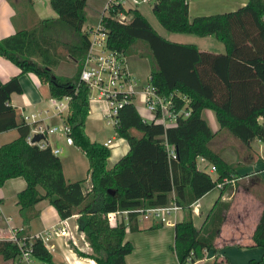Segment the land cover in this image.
<instances>
[{"label": "trees", "instance_id": "trees-1", "mask_svg": "<svg viewBox=\"0 0 264 264\" xmlns=\"http://www.w3.org/2000/svg\"><path fill=\"white\" fill-rule=\"evenodd\" d=\"M87 2L50 0L56 17L0 39V56L23 74L36 75L49 87L51 98L72 97L67 123L75 146L88 159L92 187L85 193L84 181H67L62 161L51 147L41 149L27 142L30 127L18 119L11 103L13 94L23 92L19 76L5 83L0 80V133L14 129L19 133L16 140L0 146V187L15 178L26 181V188L18 194L26 227L35 218L36 204L43 200L50 202L61 221L78 215L79 230L93 252L78 254L91 257L96 264H127L126 257L134 251L126 240L127 230H141L137 214L111 226L109 213L176 204L184 212L183 220L174 225L177 264H194L206 252H213V264H218L215 241L231 208L222 195L233 184L221 187L222 194L201 229L195 227L191 206L225 180L238 179V166L228 164L212 148L217 134L202 113L212 110L221 130L245 144L255 139L264 142V0H249L236 11L193 20L188 0H155L153 12L167 31L215 36L225 46L222 54L165 39L138 9L113 4L104 11L101 23L108 36L107 47L129 57L139 41L145 42L151 52V84L161 95H173L178 110L189 112L179 117L176 125L165 128L156 121H146L130 101L120 110L116 128L117 136L125 139L130 149L112 169L107 168L111 150L92 142L85 132L90 90L80 83V75L90 48L89 31L83 30ZM121 15L132 18L121 22ZM67 61L76 63V74L71 78L56 75L54 70ZM168 147L174 148L175 158ZM200 158L216 169L215 179L198 167ZM162 226L155 224L149 229ZM25 235V229L18 231L19 237ZM253 241L254 246L264 249V210ZM32 248L37 260L55 264L42 240H34ZM0 257L17 264L18 245L0 240ZM250 264H264V255Z\"/></svg>", "mask_w": 264, "mask_h": 264}, {"label": "crops", "instance_id": "crops-1", "mask_svg": "<svg viewBox=\"0 0 264 264\" xmlns=\"http://www.w3.org/2000/svg\"><path fill=\"white\" fill-rule=\"evenodd\" d=\"M206 1L207 0H202L204 3ZM248 1L249 0H220L223 7L216 13L224 14L233 12L231 9H235L236 7L241 8L245 6ZM45 2H47V0H0V39L14 35L21 30L31 29L41 20L56 17V15L53 17H46L50 12ZM152 2L153 0L149 2V4H152ZM107 3L108 0H88L86 7L87 22L84 25V31H90L99 24ZM188 3L190 19L193 20L194 16L191 15V4L193 0H188ZM123 5L126 10L138 9L143 13L140 9V4L135 6L132 0H124ZM125 17L127 20H130L132 15H127ZM89 19H94V24H88ZM211 37L212 36L201 37V40H207V38ZM194 45L201 51L210 52V50L198 44ZM223 48L224 51L217 50L218 52H216V54L225 53L224 45ZM129 66L133 75H140L134 66L130 64ZM15 76H19L23 92L22 94H13L11 103L15 107L20 121H22V116L24 114L41 112L51 108L48 103L51 100L49 87L43 84L36 75L32 73L23 74L16 65L0 56V80L5 83ZM149 78L150 75H148V79ZM135 105L137 109L139 105L140 109L145 111L144 115L138 109L140 115L145 120L151 118V114L145 110L140 101H137ZM104 111L105 106L103 102L97 101L90 103V113L86 121L85 132L92 142L97 141L92 138L94 134H91L92 132L88 130L89 122L92 121V127L96 128L98 123L105 121L103 118ZM202 117L207 121L211 130L217 134L216 138L211 143L212 148L218 151L228 164L238 166L236 170L238 179L235 184H233V187L227 189L222 195V201L230 203L231 208L227 213L220 234L215 241V246L219 255L218 264H250L252 260L259 261L264 255V249L254 246L253 236L264 210V142L255 139L245 144L227 131L221 130L216 115L212 110H204ZM44 123L48 126L60 125L61 120L50 115ZM114 130L115 136H117L116 129ZM115 136H113V139L108 140L113 142ZM18 137L19 133L16 129L0 133V146L10 143ZM48 141L52 148L60 150V154L63 153L64 155H68L67 157L70 161L78 159V157H76V159L73 157L74 150L80 151L83 156H85L84 152L77 146L67 145L65 139L60 135H51L48 137ZM129 149L128 142L123 138H119L115 147L110 149L111 156L108 159L107 168L112 169L117 162L129 152ZM59 158L61 159V157ZM66 159L67 158L61 159L66 180L69 182L83 180V190L85 193L89 192L92 187L88 174L89 168L85 170L87 171L86 178L77 179L75 165L77 166L79 161H76V164L69 162V168L68 171H66ZM110 159H112L111 163H109ZM197 162L200 169L206 170L216 177V173L206 161L200 158ZM26 186V181L23 178H15L8 180L0 187V202L3 208V214L0 217V240H7L11 235L12 229H25V236H33L44 230L52 229L56 226L59 227L61 225L60 222L62 221L55 208L48 200H43L36 204L34 208L33 214L35 218L30 222L28 227L24 226L23 219L20 215V207L18 205V194L23 191ZM86 189H88V191H86ZM40 190L44 193L43 189ZM221 194V188L218 186L192 204V216L197 229H201L209 212L212 210ZM78 218V215H74L67 219L71 235L78 243L77 247L66 246V239L64 238L52 241L50 252L55 264H96L91 257L83 258L78 254H93L87 243L84 244L83 248L79 246V242L84 240L86 236L79 230ZM183 218L184 212L183 210H179L171 218L173 222L172 225H163L162 228L150 230V226L158 223L141 221L139 223L140 231L130 232L127 230L126 240L134 245V251L126 257V263L148 264L150 262H147L148 260H146V258L141 257L138 250L142 246L146 254L147 251L149 254V250L151 252H153L154 248L156 250V247H154L155 244H168L169 247H171L175 242L174 225L175 223L181 222ZM129 233L140 234L142 236L141 241L129 240ZM159 238H163L164 241L160 242ZM132 256H134V258ZM66 257L69 258L70 262L66 261ZM169 260L172 264H177V257L175 254H173V260L171 255ZM215 261L216 255L213 252H206L204 258L194 264H213ZM167 263L168 262H166V264ZM11 264L15 263L12 262ZM152 264L160 263L156 261Z\"/></svg>", "mask_w": 264, "mask_h": 264}, {"label": "built area", "instance_id": "built-area-1", "mask_svg": "<svg viewBox=\"0 0 264 264\" xmlns=\"http://www.w3.org/2000/svg\"><path fill=\"white\" fill-rule=\"evenodd\" d=\"M135 6L141 3H149L152 0H132ZM124 0H108L105 10L113 4L123 5ZM102 18L99 24L89 31L90 48L84 60L83 69L80 75V83L86 85L90 90L89 103L103 102L105 111L104 120L114 129L117 128L120 110L130 101L135 104L140 101L145 110L151 114V118L146 121H156L165 128L176 125L179 117L188 116L189 112L185 109L178 110L174 101V96H164L158 93L157 89L151 84L150 78L142 82L137 79L130 70L128 57L123 53H117L107 47V33L102 26ZM121 22L128 21L124 15L120 16ZM71 96H65L61 99L51 98V108L45 111L24 114L22 122L30 127V133L27 142L30 145H37L41 149L51 147L48 137L51 135L62 136L67 145L74 146V140L71 135V126L67 123V118L71 113ZM51 110V112H50ZM57 117L61 120L60 125L48 126L44 122L49 116ZM37 134L44 136L39 142H33V138ZM112 141L108 140L104 146L111 149ZM52 153L56 156L60 154L59 149L52 148ZM170 156L175 158L174 148L168 147ZM215 172L216 169L212 167ZM237 179L225 180L219 185L221 188L225 184H235ZM179 210H182L176 204L164 207L143 208L137 210L116 211L109 213L107 218L111 226H116L120 219L128 220L130 214H137L139 222L149 221L162 225H172V216ZM3 214L2 204L0 202V217ZM59 227L44 230L33 236L19 237V229H12L11 235L7 240L18 245L20 249V257L17 264H33V241L40 239L49 249L52 248V241L56 239H66L65 245L77 247L78 243L74 239L69 230L67 219L60 222ZM176 224V223H175ZM84 241L88 244L86 238ZM89 245V244H88ZM66 261L69 258L66 257ZM42 264H47L43 263Z\"/></svg>", "mask_w": 264, "mask_h": 264}, {"label": "rangeland", "instance_id": "rangeland-1", "mask_svg": "<svg viewBox=\"0 0 264 264\" xmlns=\"http://www.w3.org/2000/svg\"><path fill=\"white\" fill-rule=\"evenodd\" d=\"M154 3H155V0H153L152 4L151 3L150 4L149 3H141L140 9L143 11L146 18L151 23V25L154 27V29L162 37H164L165 39H167L171 42H177V43H182V44H190V43L191 44H198L199 46L206 48V49L210 50V52H213V53L218 52L217 50L224 51L223 44L221 42H219V40L215 36H212L211 38H207V40H201V37H198L195 35H178V34L167 31L159 23L158 19L156 18L155 14L153 12ZM45 4L47 6L48 11L50 12V14L46 15V17L55 16L56 13L51 8L50 1L47 0V2H45ZM222 7H223V5L220 2V0H207L205 3L202 2V0H193V3L191 4V15L194 16V18L195 17H203L206 15H209V16L215 15V14H217L216 12L218 10H220ZM239 8H237V7L235 9L233 8V9H231V11H236ZM88 24H94V19H89ZM129 64L134 66V68L140 74V75L134 74L137 77V79L141 80L142 82L148 80V75H150L151 68H152V59H151L150 49L145 42L139 41L132 48L131 53L129 55ZM76 72H77V65L74 61L64 62V63L60 64V66L54 70V73L56 75L65 76V77H69V78L73 77L76 74ZM48 103H49V107H50L51 106V100ZM45 109H47V108H45ZM138 109L142 114L145 113V111L143 109H140L139 105H138ZM92 124H93L92 121H90L89 125H88V130L90 132H92L91 134H94V136H92V138L95 141L100 142V143H104L108 139H113V136H115L114 128L109 126L106 121H104L102 123H98L96 128L92 127ZM134 134L137 136L141 135L137 131H134ZM118 141H119V137L115 136V139L113 140L111 147L112 148L115 147V145H116V143H118ZM67 156L68 155H64L63 153L59 155V157H61V159L67 158L66 159V171H68L69 162L76 164V161H79L78 165L77 166L75 165V167H76L75 171L77 174L76 178L77 179L86 178L87 171H85V170L89 168V165H88L89 162H88L87 158L85 156H83V154L80 151H77V150H74V154H73L74 159H76V157H78L77 160L70 161ZM111 161H112V159L109 160V163H111ZM212 176L214 179L216 178L214 175H212ZM80 181H83V180H80ZM86 191H88V189H86ZM145 222L148 223V221H145ZM128 238H129V240L141 241L142 236L140 234H137V233H129ZM159 241L160 242L164 241V239L159 238ZM84 244H86V242L84 240H81V242H79V246H81L82 248L84 247ZM154 247H156V250H155V248L153 249V252H151L149 250V254L147 251L148 255L144 252L143 246L138 251L140 252L141 257H144V258H146V260H148L147 262L150 261L148 264H152L156 261H158L160 264H166V262H168L167 264H172V262L169 260V257L171 255L172 260H173V254H175L173 251L174 244L171 247H169L168 244H163V245L155 244ZM88 252H91V251H88ZM132 257L134 258V256H132ZM149 257H150V259H149ZM83 258H89V256L83 257ZM11 263H12L11 261H9V262L4 261L0 257V264H11ZM33 264H42V263L39 260H37L36 258H33Z\"/></svg>", "mask_w": 264, "mask_h": 264}, {"label": "water", "instance_id": "water-1", "mask_svg": "<svg viewBox=\"0 0 264 264\" xmlns=\"http://www.w3.org/2000/svg\"><path fill=\"white\" fill-rule=\"evenodd\" d=\"M43 138H44V136L42 134H37L34 136L33 142H39Z\"/></svg>", "mask_w": 264, "mask_h": 264}]
</instances>
